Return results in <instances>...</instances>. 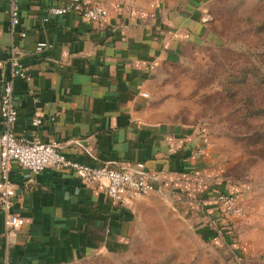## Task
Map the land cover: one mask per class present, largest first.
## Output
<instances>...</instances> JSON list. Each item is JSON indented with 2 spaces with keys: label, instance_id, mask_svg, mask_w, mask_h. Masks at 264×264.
Masks as SVG:
<instances>
[{
  "label": "crops",
  "instance_id": "obj_1",
  "mask_svg": "<svg viewBox=\"0 0 264 264\" xmlns=\"http://www.w3.org/2000/svg\"><path fill=\"white\" fill-rule=\"evenodd\" d=\"M67 1L19 0L20 21L12 33L10 0H0V97L13 43L28 74L14 81L15 134L58 139L67 156L89 164L143 161L156 189L122 204L104 184H89L72 168L48 166L33 174L15 161L12 210L24 223L9 228L0 210V264H75L102 252L127 251L139 206L155 196L187 217L196 211L205 220L202 228L215 231L212 243L224 244L236 219L223 213L218 194L236 193L249 208L255 184L231 172L234 162L223 136L205 122L177 118L175 100L162 97L167 63L181 60L188 45L214 40L195 0H99L109 9L104 20L72 10L43 21L49 6ZM43 40L47 46L38 49ZM37 109L54 119L34 125ZM198 147L203 151L194 157ZM233 244L244 253L240 241Z\"/></svg>",
  "mask_w": 264,
  "mask_h": 264
},
{
  "label": "rangeland",
  "instance_id": "obj_2",
  "mask_svg": "<svg viewBox=\"0 0 264 264\" xmlns=\"http://www.w3.org/2000/svg\"><path fill=\"white\" fill-rule=\"evenodd\" d=\"M195 2L214 40L188 45L181 60L167 63L162 97L175 100L177 118L205 122L223 136L234 162L231 172L255 184L252 206L233 221V237L244 253L228 241L213 244L196 211L187 217L155 196L139 206L129 250L102 252L75 264H264V112L251 111L264 106V81L257 78H264V0Z\"/></svg>",
  "mask_w": 264,
  "mask_h": 264
},
{
  "label": "built area",
  "instance_id": "obj_3",
  "mask_svg": "<svg viewBox=\"0 0 264 264\" xmlns=\"http://www.w3.org/2000/svg\"><path fill=\"white\" fill-rule=\"evenodd\" d=\"M80 12L91 20H104L109 15V9L99 0H68L62 5H51L43 16L47 22L54 14H65L69 11ZM11 32H17L19 23V0H10ZM21 36L25 30L18 31ZM47 46L45 40L37 44L38 49ZM6 62L10 74L5 78L0 97V210L6 215V224L15 229L24 223V218L12 210L17 187L11 178L13 162L17 161L22 168L33 174L40 173L48 166L72 168L81 179L89 184L100 183L106 186L109 196L122 204H129L138 195L148 194L156 189L155 180L145 168V163L139 161L130 165L112 166L105 164H89L67 156L62 150V142L58 139L44 141L39 137L18 138L15 134V123L18 108L14 97V81L17 77H28L27 69L21 59V53L13 43L9 48ZM148 95L147 92H143ZM46 119L44 111L37 109L32 117V123L39 126ZM202 147L193 152V156L201 154ZM223 213L230 219L241 218L246 214V206L238 195L232 192H220L217 196Z\"/></svg>",
  "mask_w": 264,
  "mask_h": 264
},
{
  "label": "trees",
  "instance_id": "obj_4",
  "mask_svg": "<svg viewBox=\"0 0 264 264\" xmlns=\"http://www.w3.org/2000/svg\"><path fill=\"white\" fill-rule=\"evenodd\" d=\"M257 78H258V81H260V82L264 81L263 77L262 78L261 77H257ZM251 111L254 112V113L261 114V113L264 112V106H262V105H254V107L252 108ZM203 229L205 230L204 232L206 233V235H208V238L212 239L213 237L216 236L215 231L213 229L208 228V227L203 228ZM225 236L227 238V241L230 242V244H233L234 242L237 241V238H236V241H235V238L233 237V236H236L234 228H233V233L225 232ZM235 250H236V248H235ZM239 252L242 254V251L239 250ZM240 253H239V255H241Z\"/></svg>",
  "mask_w": 264,
  "mask_h": 264
}]
</instances>
